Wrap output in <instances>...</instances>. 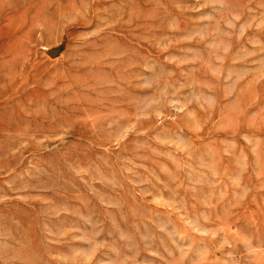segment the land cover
I'll return each mask as SVG.
<instances>
[{
    "label": "rangeland",
    "instance_id": "1",
    "mask_svg": "<svg viewBox=\"0 0 264 264\" xmlns=\"http://www.w3.org/2000/svg\"><path fill=\"white\" fill-rule=\"evenodd\" d=\"M0 264H264V0H0Z\"/></svg>",
    "mask_w": 264,
    "mask_h": 264
},
{
    "label": "water",
    "instance_id": "2",
    "mask_svg": "<svg viewBox=\"0 0 264 264\" xmlns=\"http://www.w3.org/2000/svg\"><path fill=\"white\" fill-rule=\"evenodd\" d=\"M51 56H54V53H50Z\"/></svg>",
    "mask_w": 264,
    "mask_h": 264
}]
</instances>
